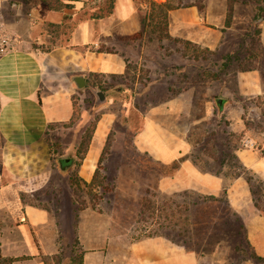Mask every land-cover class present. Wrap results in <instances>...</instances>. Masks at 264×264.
<instances>
[{
  "label": "rangeland",
  "instance_id": "rangeland-1",
  "mask_svg": "<svg viewBox=\"0 0 264 264\" xmlns=\"http://www.w3.org/2000/svg\"><path fill=\"white\" fill-rule=\"evenodd\" d=\"M185 1L199 3L200 8L178 9L179 11L169 15L170 39L162 42L156 38V35L144 29V12L138 10L134 2V9L129 12L127 0H115L112 14L103 19L94 16L100 11H105L107 1L83 0L76 4L72 0H64V4L69 5L70 8L66 9L63 28L59 26L56 29L49 26V31L52 32L50 44L62 43L66 46L70 44L78 26L89 23L90 38L92 42H96V45L93 46L90 42L83 53L89 52L91 48L101 51L100 53L115 54L128 67L123 76L115 74L117 76L110 77L111 74L95 73L96 77H91L106 82L108 87L107 101L100 106L95 104V97L91 91L99 88L85 85L77 89L68 78L67 84L72 86L74 92L71 97L76 104L75 113L71 125L67 127L57 125L48 129V142L58 144L53 148L56 153H53L51 160H55L57 156L78 160L79 155L75 156L78 144L80 142L83 144L82 140L88 135L99 116L100 119L110 118L106 132L108 131V134L113 130L115 133L113 137L115 142L113 147H110L111 154L106 156L103 163L108 173L119 174L118 162L122 138L127 128L143 129L147 126L150 138L146 136L141 139L138 133L139 138L134 140L139 145H150L149 140L157 137V129L164 128L170 133L167 134L168 139L175 140V136L188 144V152L177 159L190 161L198 172L216 175L223 180V189L218 193H212L193 189L188 170H184L179 175L177 171L172 177L161 178L158 182V194L150 200L154 208L165 202L164 212L161 209L158 210L159 212L154 211L150 207V210L136 214V219L127 225L121 224L111 216L104 201L94 203L96 209L102 210L101 214L110 216L115 222L118 235L130 241L145 238L144 231L156 232L161 222L176 223L177 227L183 225L188 214L181 201H190L197 196L201 198L215 196L226 201V187L237 176H241L244 180L252 178L248 187L251 186L250 188L256 192L255 200H260V206H264L263 181L252 171L244 168L237 158V151L246 149L241 143L245 137L254 140L258 148L264 146V112L262 111L264 95L250 100L244 99V103L241 104L237 103L238 99L244 98L238 96L237 91L240 80L242 81L239 77L240 73L259 71L264 87V22L260 19L255 21L257 5L253 0ZM25 2L33 3L29 0ZM141 30L143 35L140 39L135 41L127 39ZM187 42L195 44L197 48L187 45ZM205 48L211 53L204 52ZM228 56H232L230 63H224L225 57ZM247 67L257 69L240 70ZM78 73L85 78L89 76L85 71L74 75L78 76ZM120 87L124 91H118ZM218 99L225 100L222 109L218 108ZM238 105L243 107L241 118L248 129L245 134L243 131L233 133V130H236L235 123L239 119L237 114L241 112ZM253 105L261 108L262 118L249 117L246 120V115L251 112L249 109ZM99 136L101 138V135ZM167 143L157 144L155 140L154 146H158V149L154 147L156 153L172 154V148L165 149ZM2 146L3 139L0 135V168ZM139 151L158 161L151 156L153 154ZM255 151L262 152L261 149ZM71 164L64 173H60L57 162L53 161L50 165L53 176L51 185L29 200L31 203L50 209L55 221L69 220V223L74 224L75 219L69 208L77 205L67 182L69 175H78V170L73 166V162ZM119 177L117 188L120 195L126 198L141 188L150 190L149 188L153 186L152 182L144 180L137 184L127 173ZM63 183L64 193L68 192V194L64 197L54 194L53 188L59 189ZM148 184L151 186L148 187ZM79 192L82 193L80 199L88 204L86 189L81 188ZM222 204L220 205L224 206ZM89 206L87 209L91 210ZM96 209L94 211L98 212ZM147 214L152 215L147 218ZM230 217L232 219V215ZM65 233L68 235L67 231ZM217 238L216 244L214 242L210 245L203 244L199 248L192 244L193 246L188 247L191 249L164 239L170 247L177 246L183 252L193 253L198 259L196 264H256L248 257L250 252L246 244L245 228L237 230L235 226L231 227L224 233L217 234ZM192 249L196 250L197 254ZM63 256L66 257L65 264H68L71 250L62 251L60 257L64 258Z\"/></svg>",
  "mask_w": 264,
  "mask_h": 264
},
{
  "label": "crops",
  "instance_id": "crops-1",
  "mask_svg": "<svg viewBox=\"0 0 264 264\" xmlns=\"http://www.w3.org/2000/svg\"><path fill=\"white\" fill-rule=\"evenodd\" d=\"M25 1L0 0V25L12 37L11 48L0 52V135L3 139L0 168V258L13 259L11 264H43L41 256L58 255L61 249L66 250L64 246L77 239L83 252L81 264H196L198 259L193 253L183 252L177 246L170 247L163 237L130 241L118 235L111 217L94 210L79 212L73 225L69 220L55 221L50 209L30 202L29 199L49 188L52 183L50 165L53 160L44 136L49 129L48 125H61L72 117L71 96L74 92L72 86L67 84L68 78L71 80L77 72L84 71L121 75L125 72V64L115 54L90 51L80 53L74 48L88 46L90 42L96 45L95 41H91L90 24L87 22L78 26L69 45L50 44L52 32L49 26L59 25L63 28L67 10L54 11L41 2ZM72 1L79 4L83 0ZM60 2L64 4V0ZM127 2L131 13L134 9L133 1ZM239 77L242 81L238 85V96L244 98L238 99V104L244 103V99L264 95L259 71L243 72ZM238 109L241 112L237 114L239 119L233 133L243 131L245 134L248 129L241 118L243 107L239 106ZM262 109L264 111V105ZM249 110L252 113L246 115V120L249 117L262 118L261 108L253 105ZM110 121V118L99 119L77 169L78 176L85 182H90L93 177ZM156 132L157 137L148 142L150 145L141 146L134 140L136 148L153 154L152 157L165 164L188 152V144L184 140L175 136V140L168 139L169 132L164 128ZM149 133L147 126L139 132L141 139L146 136L149 139ZM139 134L135 138H139ZM155 140L157 144L168 142L165 149L172 148V154L156 153ZM237 158L244 168L252 171L264 183L263 154L246 148L237 151ZM184 170L190 171L195 190L218 193L224 187L221 177L198 172L190 161H184L177 174ZM61 186L59 189L53 188L54 194L64 197L68 192L64 193V183ZM226 197L242 220L250 247L257 256L264 258V216L254 208L248 184L241 176L234 178L226 187ZM72 209L69 208V211ZM66 227L70 232L67 240H64ZM63 257L60 264H65L66 257Z\"/></svg>",
  "mask_w": 264,
  "mask_h": 264
},
{
  "label": "trees",
  "instance_id": "trees-1",
  "mask_svg": "<svg viewBox=\"0 0 264 264\" xmlns=\"http://www.w3.org/2000/svg\"><path fill=\"white\" fill-rule=\"evenodd\" d=\"M33 2H41L45 4L49 9L54 11H61L62 9H68L70 8L69 5L62 4L60 0H29ZM91 1V0H89ZM107 1V7L105 8V11H100L99 14L95 15L94 18L103 19L104 17L110 16L112 14V11L114 9V2L115 0H104ZM133 2L136 4L137 9L144 12L143 15V25L144 29L148 30L152 35H156V38L159 41H165L170 39L169 34V14L170 12L178 9H184L189 7H196L200 8L199 3H190L185 0H164L163 2H158L156 0H133ZM253 2L257 5V14H256V20L260 19L264 22V0H253ZM52 28H58L59 25H50ZM143 31L137 32L136 34L127 37L130 41L138 40L142 37ZM187 45H192L194 48H197L195 44H191L190 42L186 43ZM76 48L80 53H83L84 49L87 48V45L82 47H74ZM90 52H101V51H95L93 49H89ZM204 52L211 53V51L207 48L204 49ZM197 58V56H195ZM232 59V56L225 57L224 63H230ZM225 65V64H224ZM128 67L125 65V72L126 73ZM257 69L255 67H247L240 69L241 71H250ZM124 74H121L119 76H123ZM95 73H89V76L85 78L86 86H93L97 87L107 96L108 94V87L105 84L106 82H102L100 80L91 79V77H96ZM102 75V74H99ZM117 75L111 74L110 77H115ZM118 91L122 92L124 91L123 88H118ZM72 101V108L73 113L71 119L66 122L62 123L61 126L67 127L68 125H71L73 122V117L75 113V102L73 99ZM223 103H225V100H222V104H218V108L222 109ZM263 111V110H262ZM264 112V111H263ZM100 117L97 116L96 120L94 121L88 135L83 139V144L80 142L78 144V147L75 151V156L79 159L75 160L73 158H70L69 161H65V159L61 158L60 156H57L55 162H57L58 169L60 173H64V170H66L68 167H70L73 162V166L76 167V169L79 168L81 161L83 160L86 151L88 149V146L90 144L92 135L95 131V127L97 122L99 121ZM125 121V120H124ZM54 125H48V128H52ZM142 128H130L128 127L127 130L124 132L123 138H122V149L120 152V161L119 164V174H110L108 173L107 167L104 166L103 163H105L104 159L106 160V156L111 154L110 147H113V137L115 136V133L113 130H110L109 133L106 136L104 146L101 151V155L98 160V166L96 167L93 177L90 182H85L82 180L77 174L69 175L68 181L70 188L73 192V195L75 197V203L76 207H74L71 211L73 219H75V222L77 221L79 212L85 210L88 208V205H90L91 210H95V204L98 202H105V204L108 205L109 211L111 216L119 220L121 224H129L132 220H135L137 215L141 214L145 211L150 210V207L154 209V211L159 212L158 210L161 209L162 212H164V209L166 207V203L163 202L161 206L158 208L153 207L152 198H155L158 194V182L161 178L164 177H172L174 174L180 169L181 163L184 161L183 158L173 160L170 163H161L159 161H154L151 157H149L146 153H141L134 144V138L136 135L141 132ZM48 131L45 132L44 139L46 143L48 144L50 155L53 157V153H56V150L54 146H58L56 143L51 144L48 142L47 139ZM263 154V152H261ZM264 155V154H263ZM55 157V155H54ZM118 167V166H117ZM127 173L132 178V181L139 183V181H149L153 183V186L151 184H148V187L151 186L150 190H143L141 188L139 191H136L134 194H129L126 197L124 195H120L118 191V183L120 180V177L122 174ZM246 183L249 185V183L252 181V178H245ZM251 187V186H250ZM249 187L250 195L252 198L253 206L256 208L261 215L264 216V206H260V200L256 199V192L253 191ZM81 188H85L87 192L88 197V204L84 200H81L80 195L83 193L79 192ZM95 193V194H94ZM106 199V200H105ZM152 202V203H151ZM224 204V206H221L220 204ZM181 205H183V208L187 210V216L184 219L183 225H180L177 227L176 223L170 224L168 223H160L157 231H151L146 233V231L142 230L143 237H164L168 240H170L175 245H182L185 248H188L189 246H196L199 248L203 244H216L217 242V234L224 233L226 229H229L231 227H234L238 229H244L243 223L240 219V217L233 211L231 206L229 205L228 200H220L218 197L215 196H208L201 198L197 196L196 198L190 199V201H181ZM220 203V204H219ZM176 204V203H173ZM222 204V205H223ZM98 213H102V210L96 209ZM138 210V213L136 211ZM129 211V212H128ZM136 215V216H134ZM152 215V214H151ZM151 215L147 214V218L151 217ZM232 215V219L230 217ZM164 220H166L164 218ZM74 222V223H75ZM73 224V223H72ZM74 225V224H73ZM145 229V228H144ZM72 231L73 228H71ZM70 232V229L66 227L64 230V240H67L66 238L68 235H66L65 232ZM141 232V233H142ZM139 238V237H138ZM141 238V237H140ZM193 244V245H192ZM246 244L249 250V259L252 260L256 264H264V258L257 256L253 249L250 247L247 239ZM70 249L71 250V256L68 258V264H81L82 263V254L83 252L79 248L77 239H73L72 244L64 246V249ZM191 249V248H188ZM193 250V249H192ZM191 250V251H192ZM61 251H63L61 249ZM61 251L58 255L55 256H41V260L43 264H60L61 262ZM196 250H193L195 252ZM197 254V252H195ZM14 260L13 259H1L0 258V264H11Z\"/></svg>",
  "mask_w": 264,
  "mask_h": 264
},
{
  "label": "built area",
  "instance_id": "built-area-1",
  "mask_svg": "<svg viewBox=\"0 0 264 264\" xmlns=\"http://www.w3.org/2000/svg\"><path fill=\"white\" fill-rule=\"evenodd\" d=\"M12 46V37L11 35L5 30V28L0 25V52L7 51ZM242 146L244 148L252 149V150H258L261 149L264 154V146L261 148H258V144L251 138L245 137L242 140Z\"/></svg>",
  "mask_w": 264,
  "mask_h": 264
},
{
  "label": "water",
  "instance_id": "water-1",
  "mask_svg": "<svg viewBox=\"0 0 264 264\" xmlns=\"http://www.w3.org/2000/svg\"><path fill=\"white\" fill-rule=\"evenodd\" d=\"M71 81L73 82V84L76 86L77 89L83 88L85 86V84H86L85 77L82 76V75L73 76L71 78ZM91 91H92V94L95 97V104L97 106H100V105L106 103L107 98H106L105 94L102 92V90H100V89H92ZM217 103L221 105L222 104V100L218 99ZM65 161L68 162L69 159H65Z\"/></svg>",
  "mask_w": 264,
  "mask_h": 264
}]
</instances>
